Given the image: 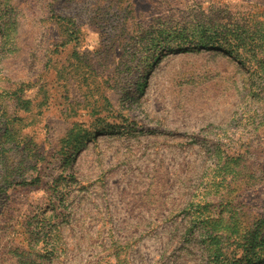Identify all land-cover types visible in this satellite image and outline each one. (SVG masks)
I'll use <instances>...</instances> for the list:
<instances>
[{
	"label": "rangeland",
	"instance_id": "374dc122",
	"mask_svg": "<svg viewBox=\"0 0 264 264\" xmlns=\"http://www.w3.org/2000/svg\"><path fill=\"white\" fill-rule=\"evenodd\" d=\"M0 264H264V0H0Z\"/></svg>",
	"mask_w": 264,
	"mask_h": 264
},
{
	"label": "trees",
	"instance_id": "16d2710c",
	"mask_svg": "<svg viewBox=\"0 0 264 264\" xmlns=\"http://www.w3.org/2000/svg\"><path fill=\"white\" fill-rule=\"evenodd\" d=\"M225 26H221V29H223ZM207 28V27H206ZM194 29V28H192ZM205 32L210 31L208 28L204 29ZM216 33H218V31H216ZM220 33V31H219ZM204 35H201V37H199L198 42L195 44V46H200V47H217V48H221L223 49L226 53L231 54L234 50V47L236 45H238V47H241L240 45V40H237L238 42H236L235 44H227V42H225L223 40V35L221 37H219L220 40H212L210 35H207L206 37H204ZM218 39V38H217Z\"/></svg>",
	"mask_w": 264,
	"mask_h": 264
}]
</instances>
